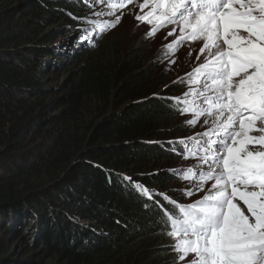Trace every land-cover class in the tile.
Wrapping results in <instances>:
<instances>
[{
    "label": "trees",
    "instance_id": "1",
    "mask_svg": "<svg viewBox=\"0 0 264 264\" xmlns=\"http://www.w3.org/2000/svg\"><path fill=\"white\" fill-rule=\"evenodd\" d=\"M91 9L88 0H0V264L18 241L25 255L60 264L178 262L163 223L175 206L155 189L182 179L141 174L184 159L167 138L151 143L181 116L163 98L174 90L159 94L139 44L110 36L90 54L100 35L82 40L92 25L79 18L91 20ZM70 35L72 51L53 46ZM51 73L72 80L55 86Z\"/></svg>",
    "mask_w": 264,
    "mask_h": 264
},
{
    "label": "snow or ice",
    "instance_id": "2",
    "mask_svg": "<svg viewBox=\"0 0 264 264\" xmlns=\"http://www.w3.org/2000/svg\"><path fill=\"white\" fill-rule=\"evenodd\" d=\"M132 2L92 0L90 6L109 9L93 12L95 17L114 16ZM149 5L147 13L136 17L154 25L147 36L173 25L172 36L179 26V36L164 45L166 56L185 42H202L196 59H204L185 74L189 90L183 98H170L174 110L193 115L185 121L189 126L200 117H213L203 120L204 125L211 123L205 131L169 142L173 151L183 146L178 154L185 159L199 161L173 170L190 182L187 197L212 182L202 198L186 205L158 194L175 206L173 212L163 210L166 234L175 241L172 250L178 262L193 254L187 264H264V0H144L141 12ZM79 19L92 25L91 33L81 30L80 38L88 41L92 33L99 36L115 27L120 16L114 22ZM136 187L151 199L153 193Z\"/></svg>",
    "mask_w": 264,
    "mask_h": 264
},
{
    "label": "rangeland",
    "instance_id": "3",
    "mask_svg": "<svg viewBox=\"0 0 264 264\" xmlns=\"http://www.w3.org/2000/svg\"><path fill=\"white\" fill-rule=\"evenodd\" d=\"M90 1V5L92 0ZM144 0H133L132 3L127 4L126 7L119 9L114 16H103V17H95L92 15L93 12H99L101 10L107 12L109 9L104 4H96L95 7H92L91 12L89 14V18L91 20H108L111 22L115 21L116 16H120V21L115 25V27L111 28L106 33H103L99 37V41L95 42V46L88 47L90 48L91 52H94L98 49L100 43L107 37L115 36L120 38L122 45H129V44H139L143 50H145L146 58L148 64L153 68L155 77L154 83L157 87V90L163 95L165 90L173 89L174 93L172 95H163V98H168L169 100L172 97H181L183 98V94L189 90V87L186 82L185 74L192 72L193 68L197 67L199 63H201L204 59L201 56L200 61H197L196 57L200 54L199 50L202 46L201 41H197L194 43L185 42L181 46L178 47V50L175 52L174 55L166 56L165 53L167 49L164 48V45L172 42L179 36V26L176 27V32L174 35L169 36L168 33L172 31L173 25H168L164 28H161L154 37L147 36L146 33L149 31L151 27L154 25H149L145 22L137 20V15H142L143 13H147L149 10L145 12H141L139 7L140 4H143ZM75 37V36H74ZM73 35L69 37H63V39H59L57 43L53 46L55 48L60 47L63 52L72 51V42H73ZM84 45V43H83ZM191 53V55H189ZM62 57H56L55 59L61 60ZM64 58V57H63ZM62 58V59H63ZM87 58V57H85ZM175 60V63H170V61ZM55 86H62L72 80V74L62 75V74H55ZM178 78H183L185 83H174L177 81ZM67 81V82H66ZM192 87H197L193 85ZM163 93V94H162ZM192 114H181L179 118H177L175 124L169 129V133L167 134L168 137L165 138H154L151 140L152 144H160L166 141V138L169 142H176L179 141L181 138H187L194 136L196 133H201L205 131L207 128L211 127V123L208 125L203 124V120L205 118L209 119L210 121L213 117H200L198 122L195 126H189L185 124V121L193 119ZM168 130V129H167ZM256 134V133H254ZM258 135V134H257ZM167 143V142H165ZM199 161L195 158H188L179 160L177 163H170L167 160H164L159 163H154L150 165V167L143 172L142 175L148 174H161V173H168L172 175L173 170L183 169L190 166H196ZM129 171V170H128ZM132 169L128 173H131ZM173 177L168 178V183H164L161 187L156 188V192L163 195H169V191H175V202H180L183 205L190 204L195 202L196 200L203 197V195L207 192L208 188L211 185V181L205 185L204 191L195 192L191 197H187L185 195V190L190 187V182L188 180H180V181H172ZM171 194V193H170ZM179 198V199H178ZM180 200V201H179ZM242 207V202H239ZM246 210V209H245ZM247 214V213H246ZM4 234H0V238L3 237ZM173 242L175 243L174 239L172 238ZM21 242H16L14 246V250L11 253L12 255L9 256L7 259V264H18V260L25 261L27 264H60L57 259L51 258L50 256H43L42 258L33 257L31 258L29 255H25L26 251L22 249ZM36 253V252H34ZM192 255L190 254L185 261H179L177 264H187V261L192 259ZM178 256V253H177Z\"/></svg>",
    "mask_w": 264,
    "mask_h": 264
},
{
    "label": "bare ground",
    "instance_id": "4",
    "mask_svg": "<svg viewBox=\"0 0 264 264\" xmlns=\"http://www.w3.org/2000/svg\"><path fill=\"white\" fill-rule=\"evenodd\" d=\"M150 7H151V5H149V6H146V7L144 8V11H143V12H145L146 10H149V9H150ZM142 15H144V13H143Z\"/></svg>",
    "mask_w": 264,
    "mask_h": 264
}]
</instances>
